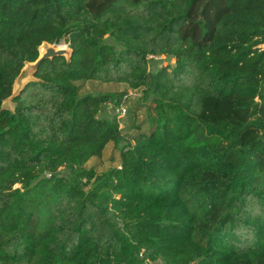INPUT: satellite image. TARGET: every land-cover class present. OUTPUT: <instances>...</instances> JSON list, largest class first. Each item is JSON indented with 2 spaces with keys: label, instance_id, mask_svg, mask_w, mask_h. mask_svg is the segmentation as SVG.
<instances>
[{
  "label": "trees",
  "instance_id": "1",
  "mask_svg": "<svg viewBox=\"0 0 264 264\" xmlns=\"http://www.w3.org/2000/svg\"><path fill=\"white\" fill-rule=\"evenodd\" d=\"M63 40L71 60L44 61L4 109ZM263 45L264 0H0V264H264ZM80 81L142 90L151 131L120 147L99 114L128 92ZM110 143L120 167L90 185Z\"/></svg>",
  "mask_w": 264,
  "mask_h": 264
},
{
  "label": "rangeland",
  "instance_id": "2",
  "mask_svg": "<svg viewBox=\"0 0 264 264\" xmlns=\"http://www.w3.org/2000/svg\"><path fill=\"white\" fill-rule=\"evenodd\" d=\"M105 43L110 44L118 54L121 48L110 38H107ZM62 46H66L69 48L67 44H65V40L61 42ZM264 49V45L262 46ZM149 70L152 73L157 72L162 67L166 66H175V59L169 57H155L149 58ZM23 75L19 77L17 80V88H14L13 94H18L22 87L24 86L21 83V79H23ZM31 80V78H30ZM29 80V81H30ZM80 87L81 95H100L105 93H123L125 91L128 92L127 99L125 98V103L122 104L121 108L117 109L115 106L111 104H107L103 106L102 111L99 114L101 119H107L112 123H116L119 126V130L122 131V141L120 147L125 146H133V139L138 136L140 133H149L153 128L151 121L155 118L156 112L154 110L155 104L153 102V98H144L142 90L134 91L128 90L127 86L124 84H105L96 81H80L76 83ZM12 106H7V104L3 103V108L10 109L11 111L15 110V104L11 101ZM126 111L123 116L122 110ZM121 150L115 148L114 144L110 143L101 158H92L84 165V170L93 171L94 177L90 181V185L93 184L97 180H102L106 177V174L115 168L120 167L121 162ZM41 178H49L50 174L48 172H44L41 174ZM58 176L62 178H66L70 181L73 180L74 174L68 169L62 168L60 169ZM86 182L85 179L83 181ZM17 186L16 188H19ZM88 190L90 187H85ZM149 264H165L162 261L156 263Z\"/></svg>",
  "mask_w": 264,
  "mask_h": 264
},
{
  "label": "water",
  "instance_id": "3",
  "mask_svg": "<svg viewBox=\"0 0 264 264\" xmlns=\"http://www.w3.org/2000/svg\"><path fill=\"white\" fill-rule=\"evenodd\" d=\"M43 45H45L44 46L45 52L43 54H40V51H39L38 60L34 63H26L25 67L21 71L19 77L21 75H23L24 77H23V79H21V81H26V82L23 83L24 86L22 87V90L18 94H12V97L8 99L10 102L11 101L13 102V100L17 96H19L21 92H23L25 90V87L27 86V84H29L30 82H37L35 75L37 74L40 65L44 61L52 60L55 57H65L68 61L71 60L72 50L70 48H60L59 45L56 46V45H51L48 43H44ZM19 77L16 79L14 86L16 85V82L19 79ZM30 78H31V80H30ZM14 86H13V91H14ZM7 110H10V109H7Z\"/></svg>",
  "mask_w": 264,
  "mask_h": 264
},
{
  "label": "bare ground",
  "instance_id": "4",
  "mask_svg": "<svg viewBox=\"0 0 264 264\" xmlns=\"http://www.w3.org/2000/svg\"><path fill=\"white\" fill-rule=\"evenodd\" d=\"M45 45H43L42 47H40L39 51H40V54H43L45 52ZM60 48H66V46H62V45H59ZM26 81H22L21 83H24ZM14 88L16 89L17 88V84L14 86ZM5 103L7 104V106H12V103L9 101V100H6Z\"/></svg>",
  "mask_w": 264,
  "mask_h": 264
},
{
  "label": "built area",
  "instance_id": "5",
  "mask_svg": "<svg viewBox=\"0 0 264 264\" xmlns=\"http://www.w3.org/2000/svg\"><path fill=\"white\" fill-rule=\"evenodd\" d=\"M125 98L127 99V97L125 96L124 97V99H123V101H122V104H124L125 103ZM120 110H122L121 112H122V114H123V116L125 115V113H126V111L122 108V109H120Z\"/></svg>",
  "mask_w": 264,
  "mask_h": 264
},
{
  "label": "crops",
  "instance_id": "6",
  "mask_svg": "<svg viewBox=\"0 0 264 264\" xmlns=\"http://www.w3.org/2000/svg\"><path fill=\"white\" fill-rule=\"evenodd\" d=\"M11 111V110H10Z\"/></svg>",
  "mask_w": 264,
  "mask_h": 264
}]
</instances>
